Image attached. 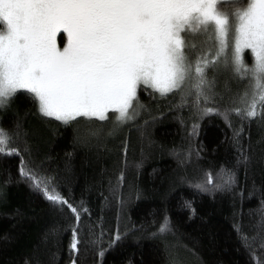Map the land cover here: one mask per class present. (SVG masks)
I'll return each instance as SVG.
<instances>
[{"label":"trees","instance_id":"trees-1","mask_svg":"<svg viewBox=\"0 0 264 264\" xmlns=\"http://www.w3.org/2000/svg\"><path fill=\"white\" fill-rule=\"evenodd\" d=\"M191 40L204 47L203 37ZM65 41L60 33L58 47ZM244 59L252 64L248 50ZM207 76L208 106L220 114H203L190 89L161 97L141 85L134 119L120 126L113 112L63 124L17 91L0 108V129L19 153L0 155V264H264V118L226 120L244 106L247 80L228 68ZM24 165L79 221L21 176ZM221 170L234 183L217 179ZM208 173L221 186L195 187Z\"/></svg>","mask_w":264,"mask_h":264},{"label":"snow or ice","instance_id":"snow-or-ice-1","mask_svg":"<svg viewBox=\"0 0 264 264\" xmlns=\"http://www.w3.org/2000/svg\"><path fill=\"white\" fill-rule=\"evenodd\" d=\"M58 33L67 34L62 48ZM193 36L203 37L204 47L197 48ZM221 67L247 80L251 90L243 93L242 108L223 113L225 119L232 113L241 120L264 118V0H0V108L25 90L44 117L68 124L78 117L108 120L113 112L120 126L134 119L133 101L143 85L161 97L190 89L203 114H220L208 106L214 81L207 70ZM10 143L0 129V155L19 154ZM20 174L79 221L78 210L26 165ZM222 175L225 184L234 183L225 170L217 179ZM206 176L195 187L221 186ZM168 230L165 219L159 231ZM77 237L73 229V252Z\"/></svg>","mask_w":264,"mask_h":264},{"label":"rangeland","instance_id":"rangeland-1","mask_svg":"<svg viewBox=\"0 0 264 264\" xmlns=\"http://www.w3.org/2000/svg\"><path fill=\"white\" fill-rule=\"evenodd\" d=\"M60 33H58L57 34V36H56V44H57V47H58V42H57V37H58V35H59ZM64 35H65V37H66V41H65V44L67 43V34L66 33H63ZM63 47V46H62ZM252 62H253V58H252ZM222 68V70H224V69H226V68H224V67H221ZM247 84H248V81L246 82ZM246 87V86H245ZM248 88H249V84H248ZM18 91H25V90H18ZM251 90H250V88H249V92H250ZM31 94V93H30ZM36 103H37V101H36ZM37 110H38V103H37ZM39 112V111H38ZM40 113V112H39ZM117 115H118V113H116ZM49 118V117H48ZM79 118V117H78ZM82 118H86V117H82ZM52 119V118H51ZM86 119H95L94 117L93 118H86ZM97 120V119H96ZM58 122H60V121H58ZM62 123V122H61Z\"/></svg>","mask_w":264,"mask_h":264}]
</instances>
